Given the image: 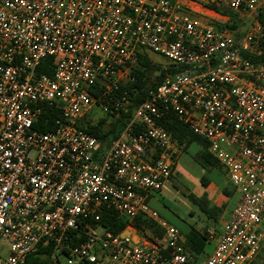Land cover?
<instances>
[{
    "label": "built area",
    "instance_id": "obj_1",
    "mask_svg": "<svg viewBox=\"0 0 264 264\" xmlns=\"http://www.w3.org/2000/svg\"><path fill=\"white\" fill-rule=\"evenodd\" d=\"M214 7L249 21L242 40ZM263 7L264 0H0V264H24L40 245L66 264H260ZM150 53L166 62L156 65ZM142 55L157 75L172 73L136 104L127 87ZM48 57L52 76L38 72ZM50 112L58 117L43 131ZM129 113L107 144L85 130L87 121ZM171 113L206 142L237 194L202 263L149 205L187 148L161 124ZM104 211L127 221L124 231L138 242L102 226ZM140 215L164 230L160 241L135 229Z\"/></svg>",
    "mask_w": 264,
    "mask_h": 264
},
{
    "label": "trees",
    "instance_id": "obj_2",
    "mask_svg": "<svg viewBox=\"0 0 264 264\" xmlns=\"http://www.w3.org/2000/svg\"><path fill=\"white\" fill-rule=\"evenodd\" d=\"M174 1V0H171ZM218 12L227 15L230 17V23L227 25V28L235 30L238 27L237 16L231 12L221 9L219 7H214ZM259 21L264 26V7L260 10ZM54 59L52 57L46 58L40 68L38 69L39 73H45L48 76H52V64ZM264 61V54L260 59H256V62ZM155 71H158V67L152 63V60L148 55L140 56L139 63L136 69L133 71V75L136 77L137 81L134 84H130L127 89L130 91L132 97L134 98L135 103H140L146 99L147 93L155 89L168 74H171V71L168 72H159L154 80L152 76ZM138 90L136 96H134L133 91ZM131 113L127 115H120L117 118L111 117H100L97 120V124L91 126L89 122H86L85 130L96 137L103 143H109L112 140L116 139L130 119ZM49 119V124L47 127L40 126V129L52 130L53 121L58 117L57 112H50L47 115ZM45 118V117H43ZM168 131L172 132L175 140L179 142H185L187 145L197 142L201 145L200 152L196 155V162L206 171H211L213 169H222L221 165L217 160L208 152V146L206 142L196 137L187 126H185L174 114H169L161 123ZM203 183H207L206 179H203ZM222 191L225 195L230 196L231 192L228 187L224 186ZM185 196L191 201L194 205L197 206L199 211L204 213L206 217L217 222L219 215L223 212V208H217L212 206L207 200V196L203 195L198 198L193 194H185ZM101 225L107 228L112 233H120L124 231L128 225V222L125 220H120L116 216L112 215L110 212L104 211L102 213V222ZM132 225L137 231H141L147 238L160 241L164 230L159 226V224L153 220H150L142 215L136 217L132 221ZM186 247L197 259L201 258L204 254L207 243L210 241L209 234L207 232H200L194 228H190L186 233ZM52 246L42 247L41 245L38 249L30 254L24 264H61L55 263L52 260Z\"/></svg>",
    "mask_w": 264,
    "mask_h": 264
},
{
    "label": "crops",
    "instance_id": "obj_3",
    "mask_svg": "<svg viewBox=\"0 0 264 264\" xmlns=\"http://www.w3.org/2000/svg\"><path fill=\"white\" fill-rule=\"evenodd\" d=\"M200 150L201 145L197 142L187 145L185 153L178 159L175 165V174L170 183L160 194L154 195L149 199V205L154 207L160 199L166 200L167 198L170 200H168L169 202H178L179 206L176 208V214L186 227L185 230L180 231L185 234L190 228H194L200 232H204L205 227H208L207 232L216 230L217 234H215L213 240H210L214 241L216 245V240L222 231L223 222L229 218L230 213L236 205L237 194L231 183L227 180L223 168L206 171L196 162L195 157ZM203 179L207 180L206 184L203 183ZM185 184H191L194 187L193 192L196 193L189 192L187 194H193L198 198L206 195L207 200L212 206L223 208V212L219 215L217 222L206 217L204 213L199 211L196 205L189 201L185 196V191L180 188ZM224 186L228 187L231 192L230 196L223 193L222 188ZM205 258L206 256L202 259L199 258V262L202 263Z\"/></svg>",
    "mask_w": 264,
    "mask_h": 264
},
{
    "label": "rangeland",
    "instance_id": "obj_4",
    "mask_svg": "<svg viewBox=\"0 0 264 264\" xmlns=\"http://www.w3.org/2000/svg\"><path fill=\"white\" fill-rule=\"evenodd\" d=\"M237 24L238 27L235 30H232L233 35L235 36V38H237L238 40H242L245 36V34L248 31L249 28V21L247 19L245 20H241L240 18L237 17ZM150 56L153 60H155L154 62H159V63H165L166 59H164L163 57L150 53ZM158 65V63L156 64ZM157 76V72L155 71L153 76H152V80H154ZM193 151V150H192ZM191 152V150H190ZM192 153V152H191ZM190 153V154H191ZM181 178V175H180ZM180 187V186H179ZM183 191H185V193H194L196 194L194 191V187L191 184H185L184 186L180 187ZM169 199L167 198L166 200L164 199H160L159 202L156 203V205L154 207L150 206V209L152 212H155L158 220L162 221L164 224L169 225V226H174L176 228H178L179 230H185V225L181 222V220H179L177 214H176V208L179 206L178 202L176 201H168ZM208 229V227H205L204 231L207 232L206 230ZM215 229V228H212ZM215 234H217L216 230H214ZM133 233L135 235H137L136 231H133ZM215 248V242L214 241H209L206 245L204 254L201 256V259L204 258L205 256H208L209 254H211L213 252ZM68 261V258L66 257H62L61 258V263L62 264H66ZM259 263L260 264H264V247L262 249V252L260 254L259 257Z\"/></svg>",
    "mask_w": 264,
    "mask_h": 264
},
{
    "label": "water",
    "instance_id": "obj_5",
    "mask_svg": "<svg viewBox=\"0 0 264 264\" xmlns=\"http://www.w3.org/2000/svg\"><path fill=\"white\" fill-rule=\"evenodd\" d=\"M121 236L124 237H131L134 243L138 242V237L137 236H132L129 231H124Z\"/></svg>",
    "mask_w": 264,
    "mask_h": 264
}]
</instances>
